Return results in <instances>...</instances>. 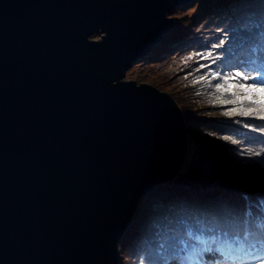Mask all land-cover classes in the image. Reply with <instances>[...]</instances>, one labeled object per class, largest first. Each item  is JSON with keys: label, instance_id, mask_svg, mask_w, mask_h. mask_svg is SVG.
Wrapping results in <instances>:
<instances>
[{"label": "water", "instance_id": "1", "mask_svg": "<svg viewBox=\"0 0 264 264\" xmlns=\"http://www.w3.org/2000/svg\"><path fill=\"white\" fill-rule=\"evenodd\" d=\"M200 2L0 0V264H125L190 153L177 95L126 77Z\"/></svg>", "mask_w": 264, "mask_h": 264}, {"label": "rangeland", "instance_id": "2", "mask_svg": "<svg viewBox=\"0 0 264 264\" xmlns=\"http://www.w3.org/2000/svg\"><path fill=\"white\" fill-rule=\"evenodd\" d=\"M263 14L264 0H201L186 4L172 15L177 18V32L169 33L166 40L155 46L160 52L141 60L127 75V79L177 95L185 107L190 153L177 178L158 186L157 192L148 195L146 202H141L125 237V264H140L147 253L142 248H148L149 242H156L165 229V226H157L159 222H172L173 216L182 210L205 217L207 223L224 216L218 221L223 225H228L229 220H246L249 213L262 215L264 206H252L250 196H246L240 187L246 184L243 180L234 181L237 184L233 187H240L241 193L224 186L218 188L229 185L227 181L235 175L233 180L246 176L253 183L250 186L253 192L264 189L262 169L258 168V172L252 169L254 163L246 159L249 154L243 147L247 143L246 133L257 119L226 116L227 111L238 105H224L222 100L226 98L223 94L217 96L216 88L208 83L222 82L221 78L217 79V74H220L221 54L229 31L237 35L234 29L243 30L242 25ZM256 25L251 22L246 29L251 31ZM220 40L225 43L219 48L214 47ZM209 53L214 59L207 58ZM230 138L238 143L233 144ZM246 163L252 170H245ZM213 182L220 184L214 188ZM152 220L156 223L149 225Z\"/></svg>", "mask_w": 264, "mask_h": 264}, {"label": "snow or ice", "instance_id": "3", "mask_svg": "<svg viewBox=\"0 0 264 264\" xmlns=\"http://www.w3.org/2000/svg\"><path fill=\"white\" fill-rule=\"evenodd\" d=\"M225 42L220 40L217 44L213 45L219 48ZM202 56L204 54H201ZM207 58L214 59L212 53H209ZM255 74L246 73L245 71L237 70L234 73L229 72L224 74L223 80L225 84L217 83L216 89L218 92H225L229 94L232 98L223 101L224 105H234L238 107H233L225 113L226 116H240L245 119H258L264 121V65L258 66L255 70ZM220 74H217V79L219 80ZM251 81V83H249ZM199 83V81H197ZM227 85V86H225ZM249 127L248 124L244 125ZM252 131H259L261 135H264V128L257 129L252 128ZM225 140L228 137H224ZM233 144L238 143V141L233 140ZM260 158L259 162L264 164V157H262V152H253L250 154L249 159L252 157ZM194 239H198L194 237ZM200 244L207 245V241L199 240ZM242 242L238 239L236 244H241ZM202 252L208 253L210 250L205 246L201 249ZM217 251L220 252L224 261H237L241 258L236 255V253L243 251L242 247H234L233 244H219ZM200 256V252L195 250L193 246L192 250L189 252L188 259H194ZM167 264H183L182 261L173 260L167 262ZM203 264H220V262L215 257H210L207 260H203ZM255 264H264V257H260L255 260Z\"/></svg>", "mask_w": 264, "mask_h": 264}, {"label": "trees", "instance_id": "4", "mask_svg": "<svg viewBox=\"0 0 264 264\" xmlns=\"http://www.w3.org/2000/svg\"><path fill=\"white\" fill-rule=\"evenodd\" d=\"M244 25H242V27H243ZM233 31V30H232ZM234 31H236V32H234ZM234 33L235 34H241V32H242V30H240L239 31V29L238 28H236V29H234ZM229 35H233L232 33H231V30L229 31V33H228ZM224 35H226L225 33H223V36ZM217 83H218V81H213V82H211V83H208L209 85H210V87L212 86V87H215L216 88V85H217ZM220 84H225L223 81L220 83ZM225 86H227V85H225ZM216 94H217V96L219 95V97H220V95L222 96V94H223V96H224V98H226V99H223L222 101H224V100H227V99H231L232 97L229 95V94H227V93H225V92H218L217 91V89H216ZM219 132H221V131H219ZM227 135V134H226ZM232 139H234V138H230V141L232 142ZM227 156V155H226ZM249 156L250 155H248V157L246 158V159H249ZM262 157H264V156H262ZM259 159L260 158H256V157H252L251 159H249L251 162H253L254 164H258V167H256V165H255V167H253L254 166V164L252 165V169H254L255 168V171L256 172H258L259 171V169H262L261 171V174L263 175L264 174V164H261L260 162H259ZM244 163V162H243ZM244 165V164H243ZM246 165H247V163H246ZM244 168H245V170L247 171V169L248 168H250L251 169V167L250 166H244ZM259 168V169H258ZM239 169V168H238ZM251 169V170H252ZM240 171H243V170H241V169H239ZM243 171V172H245V173H243V174H246V171ZM240 174V173H239ZM238 174V175H239ZM232 177L227 181L228 183H230L229 185H220V186H222V187H218V188H223V186L224 187H226L227 189H229L230 190V188H231V190L232 191H234V192H238V193H241L240 191H238V188H242V189H244V191L247 193L246 194V196L247 195H249L250 197H249V199H251V202H252V206L253 207H257V208H260V206L262 205V207L264 206V189H260L259 191H263V192H253V189H251L250 188V186H252L253 185V183L252 182H250V181H248V178H246V176H245V178H239V179H236V180H233L234 179V177H236L235 175H231ZM247 177H249V176H247ZM241 180H243L246 184L245 185H240V187H237V189H233V187L237 184V183H235V182H238V181H241ZM235 181V182H234ZM216 184H220V183H215V182H213V183H211V185H212V187H214V188H217V185ZM248 184V185H247ZM263 188V187H262ZM259 196H262V197H259ZM264 208V207H263ZM262 209V208H261ZM249 210H251V209H249ZM162 213H163V211H161ZM262 215H260V217H254V215L253 214H251V213H249V216L250 217H248V218H250V222H247L246 220L248 219H244L242 222H240V223H238V222H235V221H231V220H229L228 222H229V224H231V223H238V224H234V226L235 225H238L239 227H238V229H234V231L235 230H240V231H243L242 230V226H245V225H248L249 226V228H247L246 230H245V232H244V234H247L248 235V237H252L255 233H256V231H257V229L259 228V227H256V229H252V228H250L252 225H256V226H258V225H262V224H259V223H262L263 221H264V210H262ZM162 213H160V214H162ZM224 217V216H223ZM222 217V218H223ZM159 218H160V216H159ZM221 218V219H222ZM221 219H219V220H221ZM219 220H216L215 218L214 219H210L209 220V222L208 223H206V219H205V217H203V216H198V215H191V214H187L185 211H181L179 214H177V215H174L173 216V221L172 222H169V223H165L164 222V220H161L160 222H159V224L157 225L158 227H163V226H165V229L163 230V232L161 233V235L160 236H164L165 234H167V233H169V232H173V233H175V234H177L178 235V237H182L183 238V235L184 236H186V237H188V236H191V232L192 231H195V230H198V229H200V231H203V230H205V229H209V230H213V229H215V230H220V231H222V232H224L225 234H227V233H230L231 231L230 230H226V231H224L223 230V228L222 227H218V225H220L221 226V224H219L218 223V221ZM254 222V223H253ZM152 223H156V221L155 220H152L151 222H150V224L149 225H151ZM233 226V227H234ZM235 228V227H234ZM262 229H264V227L262 228ZM162 237H160L156 242H154V241H152V242H149V244H147V246H148V248H146L145 246L142 248V251L143 252H145L146 250H147V253L146 254H149V253H153V252H155V254H157V255H155V256H152V255H150L148 258H151V261H142L140 264H162V263H164L167 259H169L170 257H172V254L173 253H171L172 251H173V249H172V247H173V244H174V242H175V240L176 239H174V240H170V243H165L166 245H164V247L162 248L161 246H162V244H164V242L162 243ZM149 241V240H148ZM156 243V244H155ZM159 254V255H158ZM157 260H161L160 262H155V261H157Z\"/></svg>", "mask_w": 264, "mask_h": 264}, {"label": "bare ground", "instance_id": "5", "mask_svg": "<svg viewBox=\"0 0 264 264\" xmlns=\"http://www.w3.org/2000/svg\"><path fill=\"white\" fill-rule=\"evenodd\" d=\"M131 226H132V225H131ZM130 228H131V227H130ZM130 228H129V229H130Z\"/></svg>", "mask_w": 264, "mask_h": 264}]
</instances>
